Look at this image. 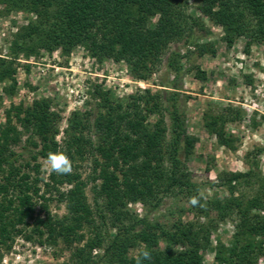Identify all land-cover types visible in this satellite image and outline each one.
Listing matches in <instances>:
<instances>
[{"label": "trees", "instance_id": "trees-1", "mask_svg": "<svg viewBox=\"0 0 264 264\" xmlns=\"http://www.w3.org/2000/svg\"><path fill=\"white\" fill-rule=\"evenodd\" d=\"M189 1L0 0V5L7 13L35 16L16 34L12 43L16 52L29 57L40 49H61L69 55L75 47L83 46L91 57L124 61L133 77L148 80L172 43L184 41L187 48H195L199 57L216 55L213 44L194 43L192 34L196 28L203 30L204 23L190 13ZM194 1L204 17L223 28L228 48L245 38L249 52L253 44L264 41V0ZM187 57L179 52L169 54L167 66L177 78ZM193 70L197 79L206 80L199 67ZM5 81L10 85L4 92L14 95L17 82L13 63L0 59V82ZM94 94L98 113L74 112L62 145L56 139L61 117L51 110L48 100L17 108V120L38 140L31 141L39 148L38 156L47 160L50 153H64L71 160L69 174L51 171L47 182L14 163L12 146L20 142L21 132L12 125L8 113L6 125L0 129V243L12 242L22 234L29 241L37 237L41 246H57L61 240L72 249L71 264H206L202 252L210 248L211 223L234 218L232 241L228 246L217 245L215 262L258 264L264 259V178L258 164H249L246 172H223L218 176V187L228 196L203 197L182 159L191 156L197 138L187 132L176 81L168 98L146 89L117 100L100 86H95ZM165 113L169 125L163 119ZM152 116L156 117L154 122H150ZM239 116L233 107L217 114L205 112V126L221 146L235 150L236 139L226 133L225 125ZM263 152L258 150V154ZM88 159L93 164L95 209L88 201V183L76 165ZM35 167L38 173L39 166ZM255 184L258 188L253 196L237 194L242 186ZM64 187L66 190H62ZM53 192L65 205L67 213L62 218L54 217L47 209V194ZM177 195L188 198L211 223L201 225L179 218L167 227L148 216L141 218L128 208L140 202L156 210L164 197ZM37 200L44 201L39 214ZM132 251L137 254L132 255ZM145 251L148 259L143 257Z\"/></svg>", "mask_w": 264, "mask_h": 264}, {"label": "rangeland", "instance_id": "rangeland-1", "mask_svg": "<svg viewBox=\"0 0 264 264\" xmlns=\"http://www.w3.org/2000/svg\"><path fill=\"white\" fill-rule=\"evenodd\" d=\"M189 11L201 18L204 29L196 28L192 34L195 44H213L216 55L199 57L192 46L187 48L185 42H175L163 56L162 63L148 80H140L132 76L128 65L113 59L99 61L89 54L83 46L75 47L69 55L61 49L52 52L38 50L27 57L25 53L16 52L13 41L22 27L35 20L33 14L27 12H6L0 5V59H8L13 63L16 78L14 95L4 92L10 82H0V129L6 125L8 113H11L12 125L21 132V140L12 146L14 163L32 177L48 181L51 166L43 157L37 155L39 148L31 141L38 140L31 136L16 118V110L30 107L34 101L48 100L51 110L60 115L57 123V141L62 145L64 131L68 128L69 118L74 112L98 113V101L95 99V86L109 91L113 98L125 100L139 91L150 89L160 92L168 98L172 86L177 84L180 93L179 106L186 115V129L189 135L197 138L195 148L188 158L184 156L186 166L194 183L201 187L200 193L205 199L226 197L225 189L218 187V176L223 172H246L249 164H258L259 174L264 178V41L255 43L246 51V39L240 38L228 48L223 41V28L210 22L198 10L194 0L189 1ZM157 18H154L156 21ZM193 53H188V50ZM170 52H179L188 57L182 61L184 65L180 75L175 76L168 66ZM194 67H199L206 74V80L196 78ZM228 107L239 111V118L225 125V131L236 139L235 150L221 146L217 137L207 130L204 113H219ZM236 116V114H235ZM163 119L170 124L165 113ZM156 117H151L154 122ZM93 137V133L91 134ZM33 138V139H32ZM32 139V140H31ZM97 143L96 138H93ZM34 157H37L35 160ZM39 166V172L35 171ZM77 167L83 179L88 183L87 196L90 205L95 209V196L92 191L93 175L92 159L78 161ZM42 192L45 191L41 182ZM258 185L242 186L237 194L251 197ZM62 190H66L64 187ZM41 192V193H42ZM47 201V209L54 217L62 218L67 211L59 202L57 194ZM44 201L37 200L36 211L42 213ZM130 211L139 217L170 226L181 218L184 222L196 224L211 223L208 217L202 216L183 195L164 197L156 210L134 203L128 206ZM235 219L211 223L210 248L202 252L206 264L215 262V250L219 243L228 246L235 232ZM30 230V229H28ZM87 235L86 230L84 231ZM115 230L110 233L114 234ZM28 234V233H27ZM164 247V243L160 245ZM100 253V251H97ZM136 255L137 251H132ZM72 249L60 240L57 246H41L38 238L29 241L25 234L15 236L12 242L0 243V264H71ZM105 264V263H102ZM258 264H264L261 258Z\"/></svg>", "mask_w": 264, "mask_h": 264}, {"label": "clouds", "instance_id": "clouds-1", "mask_svg": "<svg viewBox=\"0 0 264 264\" xmlns=\"http://www.w3.org/2000/svg\"><path fill=\"white\" fill-rule=\"evenodd\" d=\"M48 164L51 166V170L62 175L69 174L72 170V163L69 157L64 153H50L47 157ZM195 203V200H193ZM145 259L149 258V253L145 251L143 253Z\"/></svg>", "mask_w": 264, "mask_h": 264}]
</instances>
